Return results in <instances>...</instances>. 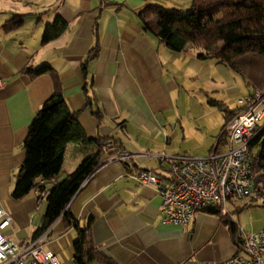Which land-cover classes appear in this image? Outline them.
I'll return each instance as SVG.
<instances>
[{
	"label": "crops",
	"instance_id": "crops-1",
	"mask_svg": "<svg viewBox=\"0 0 264 264\" xmlns=\"http://www.w3.org/2000/svg\"><path fill=\"white\" fill-rule=\"evenodd\" d=\"M190 3L0 0V80L4 83L0 90V221L9 219L0 234L18 244L31 242L40 226L33 218L43 216L47 191L96 151L94 146L68 145L56 179H37V187L24 198H12L25 157L22 144L28 126L53 92L50 75L32 78L25 71L47 65L57 76L63 98L77 114L87 138L104 141L105 153L98 167L67 205L80 228L90 227L95 252L114 264H222L235 254L236 242L226 222L245 232L233 214L240 216L253 205L235 204L254 200V196L229 202L222 209L206 208L197 212L187 227H181L162 223L161 199L155 187L139 185L132 178L140 170L167 174L168 165L153 155L174 156L169 144L180 128L178 115L166 114L173 109L171 91L176 86L170 79L164 80L162 58L171 56L142 30L138 13L151 5L182 11L190 8ZM15 15L25 16L23 25L3 30ZM57 15L67 23V29L42 44L46 25ZM188 51L196 54L187 45L184 53ZM111 148L135 156L126 164L105 163ZM75 238V229L57 219L42 245L57 258L61 245L70 247L73 257Z\"/></svg>",
	"mask_w": 264,
	"mask_h": 264
},
{
	"label": "trees",
	"instance_id": "trees-1",
	"mask_svg": "<svg viewBox=\"0 0 264 264\" xmlns=\"http://www.w3.org/2000/svg\"><path fill=\"white\" fill-rule=\"evenodd\" d=\"M24 19L23 15L13 16L3 25V30L18 29ZM138 19L142 30L155 37L170 52L182 53L188 45L200 50L196 55L198 60H213L223 64L253 88L264 89V0H191L189 11L185 13L151 5L138 13ZM66 29L67 23L57 15L51 24L46 25L41 43L47 44L57 39ZM25 72L32 78L50 75L53 92L28 126L22 144L25 157L18 170L12 198H24L37 187V179H56L63 167L68 145L96 148L94 153L84 158L71 173L47 191L45 212L31 241L37 240L57 219H61L76 232L72 245L73 264H114L95 252L89 234L90 227L87 224L80 228L67 209L71 198L98 167L105 153L104 141L87 138L77 121V114L65 102L52 68L41 65L35 70L26 69ZM222 110L225 124L237 113V110ZM219 144H223L221 136ZM251 150L253 165L259 172L255 180L256 194L259 195L258 185L264 188V128L252 142ZM40 191L43 192V189L40 188ZM226 224L235 239L236 225L230 221Z\"/></svg>",
	"mask_w": 264,
	"mask_h": 264
},
{
	"label": "built area",
	"instance_id": "built-area-1",
	"mask_svg": "<svg viewBox=\"0 0 264 264\" xmlns=\"http://www.w3.org/2000/svg\"><path fill=\"white\" fill-rule=\"evenodd\" d=\"M0 80V90L3 88ZM239 109L221 131L223 144L205 157L153 155L168 164L166 175L140 170L132 178L142 186H154L160 196L161 222L187 227L194 215L209 207L224 208L254 196L259 172L253 165L251 144L264 128V89L253 88L237 99ZM221 146L223 150L217 151ZM105 163H129L135 154L111 148ZM92 176V175H91ZM89 176L85 182L90 179ZM1 217V212H0ZM9 219L0 221V230ZM49 229L37 240L18 244L0 234V264H60L55 254L43 248ZM236 252L222 264H264V231L235 232Z\"/></svg>",
	"mask_w": 264,
	"mask_h": 264
},
{
	"label": "rangeland",
	"instance_id": "rangeland-1",
	"mask_svg": "<svg viewBox=\"0 0 264 264\" xmlns=\"http://www.w3.org/2000/svg\"><path fill=\"white\" fill-rule=\"evenodd\" d=\"M187 11L189 8L182 10V13ZM161 48L171 56V58H162L165 65L164 80L170 79L176 86L171 91L173 109L166 114H177V119L180 121L178 136L169 144L170 150L174 155L193 158L210 155L216 150V144L225 124L222 109L232 112L239 108L237 99L247 94L253 87L223 64L213 60H198L196 55L200 50L193 49L196 53L193 55L191 51L175 54L167 51L163 45ZM263 124L264 120L258 126ZM221 150L223 148L219 146L217 151ZM258 190L259 195L255 192L254 200L248 199L235 204L248 202L253 205L250 209L244 210L240 216L233 214L234 220L245 227L246 233L264 231L263 186L258 185ZM41 217L39 215L33 218L34 224L40 225ZM45 248L47 249V246ZM58 249L60 264H73L70 247L61 245Z\"/></svg>",
	"mask_w": 264,
	"mask_h": 264
}]
</instances>
